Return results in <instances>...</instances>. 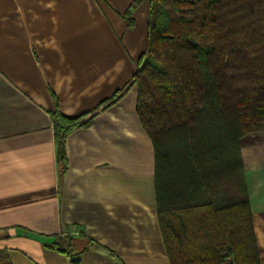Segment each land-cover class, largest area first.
<instances>
[{
	"label": "crops",
	"instance_id": "crops-1",
	"mask_svg": "<svg viewBox=\"0 0 264 264\" xmlns=\"http://www.w3.org/2000/svg\"><path fill=\"white\" fill-rule=\"evenodd\" d=\"M151 4L0 0V264H172L132 84ZM55 110L92 117L66 137L63 163ZM241 151L264 264V130Z\"/></svg>",
	"mask_w": 264,
	"mask_h": 264
},
{
	"label": "trees",
	"instance_id": "trees-1",
	"mask_svg": "<svg viewBox=\"0 0 264 264\" xmlns=\"http://www.w3.org/2000/svg\"><path fill=\"white\" fill-rule=\"evenodd\" d=\"M132 84L172 264H262L241 139L264 130V0H152ZM52 116L63 163L66 137L92 117Z\"/></svg>",
	"mask_w": 264,
	"mask_h": 264
}]
</instances>
